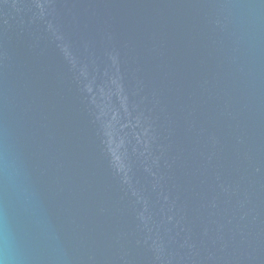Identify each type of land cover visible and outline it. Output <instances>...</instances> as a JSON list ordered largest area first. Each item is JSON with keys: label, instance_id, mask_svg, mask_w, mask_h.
I'll use <instances>...</instances> for the list:
<instances>
[{"label": "water", "instance_id": "1", "mask_svg": "<svg viewBox=\"0 0 264 264\" xmlns=\"http://www.w3.org/2000/svg\"><path fill=\"white\" fill-rule=\"evenodd\" d=\"M0 264H264V0H0Z\"/></svg>", "mask_w": 264, "mask_h": 264}]
</instances>
